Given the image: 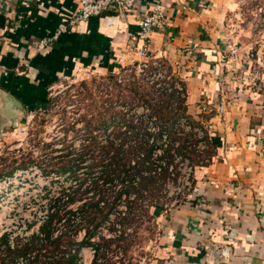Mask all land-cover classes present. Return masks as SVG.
<instances>
[{"label": "crops", "instance_id": "1", "mask_svg": "<svg viewBox=\"0 0 264 264\" xmlns=\"http://www.w3.org/2000/svg\"><path fill=\"white\" fill-rule=\"evenodd\" d=\"M155 4L171 26L151 34L150 51L182 82L180 114L206 126L210 161L196 166L181 205L158 214L160 231L137 264H264V75L252 79L247 55L264 46L239 29L241 0H138L123 16L110 9L67 28L43 49L79 0H0V139L26 112L47 107L61 78L139 60V21Z\"/></svg>", "mask_w": 264, "mask_h": 264}, {"label": "rangeland", "instance_id": "2", "mask_svg": "<svg viewBox=\"0 0 264 264\" xmlns=\"http://www.w3.org/2000/svg\"><path fill=\"white\" fill-rule=\"evenodd\" d=\"M243 24H238L239 29L246 28L249 37L264 46V32L252 33ZM251 50L253 46L247 51L248 57L252 54L260 60L254 64L253 58H249L251 77L254 79L258 74L262 78L264 51L256 56ZM155 94L144 78L124 70L105 73L87 70L53 84L48 91L47 107L26 112L22 123L13 125L0 139V235L3 232L13 236L30 233L44 215L48 197L63 189H72V186L74 189L83 183L76 192L79 198L67 205L73 210L83 199L93 197V190L88 187L93 180L112 169L115 177L120 173L118 164L111 165V160L120 156L117 153L130 142H145L144 136L139 135L143 134L141 128L152 127L155 121L174 138L170 129L177 114L181 113V100L174 110L170 108L169 95ZM152 118L155 119L151 121ZM130 127L137 128L140 140H135L132 132H128ZM186 155L193 163L197 160L189 150ZM74 159L82 161L72 173L68 170L58 172L71 165ZM161 178L162 175L150 183L154 191L159 190ZM114 197L113 191L107 196L110 202ZM124 202V198L116 201L110 213L111 223L116 221L117 211H125ZM147 211L139 214L131 225L127 223L130 236L124 241L128 243L126 252L118 247L122 242L110 245L109 257L112 255L113 261L124 256L123 264H137L150 254L160 231L158 214L168 212L157 208ZM103 228L108 234V228ZM82 235L80 231L76 239ZM90 258L89 250H83L82 261L87 264Z\"/></svg>", "mask_w": 264, "mask_h": 264}, {"label": "trees", "instance_id": "3", "mask_svg": "<svg viewBox=\"0 0 264 264\" xmlns=\"http://www.w3.org/2000/svg\"><path fill=\"white\" fill-rule=\"evenodd\" d=\"M129 130L128 132H132L136 140L139 133L137 128L130 127ZM141 131L143 134L139 135L144 136L145 142H130L123 151L117 153L120 155L117 160H111L113 167H116L115 163L121 167L117 177L114 176V169H112L111 172H103L102 176L93 180L88 186L89 190H93V197L81 200L82 203L76 210L68 208L67 205L79 198L76 197V192L82 187V182L74 189L72 186V189L66 188L58 195L50 196L48 216L39 226L37 233H33L25 240L16 238L13 246L8 242V234H3L0 237V264H18L19 259H22V264H80V251L87 247L94 250L90 264H123L124 256L117 261L112 260V255L109 257V247L114 242H122L123 244L118 247L122 248L123 252L127 251L128 243L124 242L130 236L127 223L134 221L139 214L150 210V204L145 206L144 201L154 198V194L158 192V190L154 191L153 184H150L154 183L158 177L156 173L153 174L158 167L152 158L155 146L147 143L149 138H155L158 135H153L144 127ZM122 146L123 144L120 148ZM171 157L170 148H168L160 160H166L169 163ZM81 161L82 159L71 160V165L58 172L63 173L68 170L72 173ZM159 174L163 179L166 168L162 167ZM111 190L116 197L110 202L107 196L112 193ZM144 192H147V195H144ZM121 198L125 200V211H117L116 221L111 223L112 208ZM108 222H110L107 226L111 233L110 237L99 232V228ZM81 229H84L85 233L83 238L77 241L76 236Z\"/></svg>", "mask_w": 264, "mask_h": 264}, {"label": "built area", "instance_id": "4", "mask_svg": "<svg viewBox=\"0 0 264 264\" xmlns=\"http://www.w3.org/2000/svg\"><path fill=\"white\" fill-rule=\"evenodd\" d=\"M138 0H79V6L71 15L67 22V26H61L51 37L42 39L39 42V49H43L50 44L51 41L58 38L61 33L66 32L67 28L72 29L80 22L86 21L91 17L98 16L110 9L116 11L119 15L123 16L126 12L132 11L137 4ZM238 24L244 25L250 29L252 33L264 32V0H241V7L237 16ZM171 22L166 19L164 11L160 5L155 4L153 8L142 15L139 21L138 42L136 46V55L139 60L126 66L124 72L134 74L136 77L144 78L151 85V89L156 93H165L170 96V108L176 110L178 100L184 98V88L182 82L177 78L164 61L160 60L150 51V37L154 31H163L165 28L170 27ZM235 51H232V53ZM250 54L249 58H253ZM178 62H176V66ZM251 68V67H250ZM257 74V73H254ZM260 76L257 74L254 80H259ZM154 95V97H155ZM32 117V116H31ZM155 118H152L154 120ZM152 127H144L147 131L158 137H151L147 140L148 144L155 146L153 153V160L158 166L156 169L157 176H159L162 167L166 168V175L160 183V187L154 198L144 201L145 206L150 204L151 208L158 207L162 212H170L178 208L181 203L192 193L194 189V171L196 166L208 164L210 159L207 157L206 152L209 147V141L206 135V126H195L191 121L182 114H177L175 121L172 124L170 131L173 133L172 138L169 131L160 127L155 121ZM156 135V136H157ZM170 148L171 160L167 163L166 160H160L164 151ZM179 150V152H178ZM189 150L197 157V164L193 163L186 155ZM185 154H184V153ZM56 192L54 195H58ZM147 195V192L143 193ZM52 196V195H50ZM49 197L45 204V213L41 219L36 223L35 229L25 235H10L8 232L9 244L13 246L16 238L26 239L33 233L38 232L39 226L45 221L49 213L48 205ZM73 210V209H72ZM76 210V209H74ZM106 223L99 228L103 231L100 232L106 237L111 235L104 233V228L109 226ZM82 231V237L85 233ZM94 240V239H92ZM88 249L91 253V258L87 264L93 259L94 250L90 247L82 248L79 254L80 264H86L82 261L83 250ZM18 264H22V259H19Z\"/></svg>", "mask_w": 264, "mask_h": 264}, {"label": "water", "instance_id": "5", "mask_svg": "<svg viewBox=\"0 0 264 264\" xmlns=\"http://www.w3.org/2000/svg\"><path fill=\"white\" fill-rule=\"evenodd\" d=\"M11 102L13 103V105L15 106V107H18L19 109H21V105H20V102L18 101V100H16L15 98H11ZM25 115V114H24Z\"/></svg>", "mask_w": 264, "mask_h": 264}]
</instances>
